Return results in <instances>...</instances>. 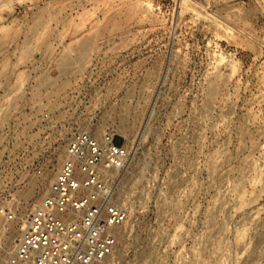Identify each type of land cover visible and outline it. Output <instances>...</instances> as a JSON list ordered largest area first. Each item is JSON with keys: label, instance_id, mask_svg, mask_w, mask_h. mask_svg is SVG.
<instances>
[{"label": "rangeland", "instance_id": "374dc122", "mask_svg": "<svg viewBox=\"0 0 264 264\" xmlns=\"http://www.w3.org/2000/svg\"><path fill=\"white\" fill-rule=\"evenodd\" d=\"M108 125L131 153L110 264H264V0H0V206L25 181L0 254L72 133ZM37 132L56 161L16 173Z\"/></svg>", "mask_w": 264, "mask_h": 264}, {"label": "built area", "instance_id": "2783aa9c", "mask_svg": "<svg viewBox=\"0 0 264 264\" xmlns=\"http://www.w3.org/2000/svg\"><path fill=\"white\" fill-rule=\"evenodd\" d=\"M38 133V132H37ZM41 133V132H40ZM29 137L31 149H21L16 173H46L57 159L60 140L43 132ZM114 126L101 137L77 129L68 138L65 153L46 194L26 211L14 249L4 264H110L128 220V210L118 199L120 172L130 159L126 142ZM63 140V139H61ZM16 155L8 150L5 163ZM7 192L0 217L15 219L13 200L19 187ZM12 228L7 224L6 232Z\"/></svg>", "mask_w": 264, "mask_h": 264}, {"label": "bare ground", "instance_id": "6f19581e", "mask_svg": "<svg viewBox=\"0 0 264 264\" xmlns=\"http://www.w3.org/2000/svg\"><path fill=\"white\" fill-rule=\"evenodd\" d=\"M86 48V47H85ZM64 61V60H63ZM72 61V60H71ZM126 109V108H125ZM126 112V111H125ZM124 114H126V113H124ZM123 122H125V120H123ZM127 123V122H126ZM123 123H120V124H118L117 125V127H119V128H121L122 127V129L124 130V128H123ZM123 133L125 134L126 132L125 131H123ZM127 137V136H126ZM128 138V137H127ZM128 140V139H127ZM129 141V140H128ZM132 159V158H131ZM129 162V161H128ZM129 165V164H128ZM49 174V173H48ZM47 175V174H46ZM44 176V179H43V183H44V185L47 183L46 182V180H47V176ZM52 180H53V178H52ZM135 182V181H134ZM137 182V181H136ZM134 184V183H133ZM48 185H49V183H48ZM50 185H51V180H50ZM50 185L48 186V187H50ZM133 188V187H132ZM33 192H32V190H28L27 192H25L24 194H26V196H29V194H32ZM24 217H25V215H24ZM7 224V222L6 221H4L1 225H0V227H3V226H5ZM20 232H21V229H14V231H13V233H12V236H11V238L8 240V243H7V249L6 250H4L1 254H0V264H3L6 260H7V258L9 257V255L12 253V251H13V249H14V246L12 245V240L14 239V242L16 241V238H14V235H15V233H18V234H20ZM10 250V251H9Z\"/></svg>", "mask_w": 264, "mask_h": 264}]
</instances>
